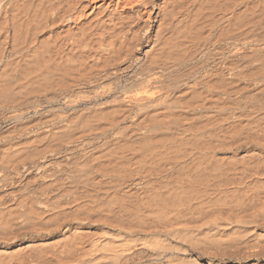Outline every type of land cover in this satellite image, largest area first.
I'll return each instance as SVG.
<instances>
[{
    "label": "bare ground",
    "instance_id": "6f19581e",
    "mask_svg": "<svg viewBox=\"0 0 264 264\" xmlns=\"http://www.w3.org/2000/svg\"><path fill=\"white\" fill-rule=\"evenodd\" d=\"M0 264H264V0H0Z\"/></svg>",
    "mask_w": 264,
    "mask_h": 264
}]
</instances>
